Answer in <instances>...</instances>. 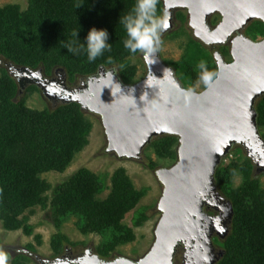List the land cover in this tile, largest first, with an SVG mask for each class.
<instances>
[{
	"label": "trees",
	"instance_id": "trees-1",
	"mask_svg": "<svg viewBox=\"0 0 264 264\" xmlns=\"http://www.w3.org/2000/svg\"><path fill=\"white\" fill-rule=\"evenodd\" d=\"M134 4L135 0H29L26 10L14 4L0 7V56L17 67L41 69L48 77L63 69L72 82L79 76L95 75L101 67L117 68L125 84H134L130 61L139 52L131 54L124 48L127 36L119 23ZM157 14L165 15L162 0H159ZM218 17L212 19V25L218 24ZM177 18L184 24L188 15L178 11ZM93 28L109 32L111 52H105L95 62L88 61L86 51L79 56L69 53L65 45L77 39L74 33L79 32L78 43L83 45ZM246 33L264 37V22L254 20ZM222 52L230 55L226 46ZM202 60L207 62L209 71L215 73L214 79L218 73L214 53L201 41L191 38L186 56L173 64L185 87L188 81L200 80L198 65ZM1 71L0 222L7 230L23 228L31 234L25 212L36 205L48 204L46 192L50 186L41 174L64 171L89 143L93 124L77 102L62 103L44 111L29 109L25 98H19L18 81L6 67L2 66ZM33 88L36 86L29 90ZM255 107L264 138V95ZM178 146L179 137L166 134L155 137L149 147H154L161 155L176 157ZM223 162L224 159L216 171L215 182L221 194L231 201L234 215L227 237L214 240L224 250L217 264H264V187L255 176L256 165L249 156L242 164L233 161L225 165ZM148 166L154 170L157 163L151 160ZM236 170L241 171L243 181L238 188H233ZM106 188L105 178L82 168L60 186L51 201L56 220L74 214L79 216L84 233L112 231L111 241L97 249L103 258L110 257L118 244L135 239L124 219L145 194V190H136L124 168L112 176L110 194L100 199L99 194ZM146 218L143 210L138 223ZM69 242L66 235L55 236V252L61 253ZM28 259L26 254L19 253L11 264H27Z\"/></svg>",
	"mask_w": 264,
	"mask_h": 264
},
{
	"label": "water",
	"instance_id": "water-1",
	"mask_svg": "<svg viewBox=\"0 0 264 264\" xmlns=\"http://www.w3.org/2000/svg\"><path fill=\"white\" fill-rule=\"evenodd\" d=\"M162 1L168 22L164 32L170 30L176 11L186 10L195 35L206 44L230 42L233 60L227 62L217 51V76L205 90H194V95L185 94L189 88L159 52L154 58L145 56L149 73L140 82L125 84L116 69L101 67L82 89L68 92L66 101L102 117L107 151L121 158L142 159L143 150L155 137H179L178 162L157 171L164 191L154 246L138 261L94 256L96 264H176L182 245L187 249L185 264H216L224 250L215 253L214 236L227 237V224L234 215L231 201L220 191L215 193L217 169L234 145H243L257 169L264 168V138L255 107L264 95V38L254 40L242 32L254 20L264 22V0ZM215 14L221 20L212 25ZM10 65L21 92L34 82L51 97L48 85L55 80L46 78L41 69ZM215 195L222 201L224 215L212 216L204 209L214 199L218 201Z\"/></svg>",
	"mask_w": 264,
	"mask_h": 264
},
{
	"label": "rangeland",
	"instance_id": "rangeland-1",
	"mask_svg": "<svg viewBox=\"0 0 264 264\" xmlns=\"http://www.w3.org/2000/svg\"><path fill=\"white\" fill-rule=\"evenodd\" d=\"M8 4L18 5L22 10H26L29 6V0H0V7H4ZM183 12L188 15L186 10H183ZM215 16H219L217 18V22H219L221 20L219 14L213 15L211 21ZM247 27L242 30L244 34L254 40L263 39V37L257 34L248 35L246 33ZM191 38L201 41L190 26L189 15L188 20L184 24L177 17H174L170 30L162 34L163 46L159 51L162 60L171 67H173L174 63L181 61L187 54L188 44ZM232 59V55L226 57L227 61H231ZM130 64L131 71H133L132 79L134 84L147 77L149 66L143 53L133 56ZM2 66L6 67L11 75L15 77L13 72L14 69L11 68L10 63L7 62L4 57L0 56V78L2 76ZM118 71L117 69L116 72L119 75ZM43 75L46 77L44 72ZM55 76L53 74V76L49 78L51 79ZM63 76L61 81L71 88L82 87L83 82L87 81L89 78L79 76L75 85L71 86L69 84V76ZM15 79L17 80L16 77ZM210 83L206 85L201 80H197L196 82L188 81L186 88L201 92L205 90ZM31 86H36V88L30 91L29 88ZM19 98H25L26 106L34 111H44L46 109L55 108L62 103H69L59 97L56 99L49 97L46 92L34 82L28 83L22 88V92L20 91L19 93ZM84 111L86 117L93 124L92 131L89 135V143L75 155L70 165L64 171L51 170L41 174L42 178L45 179L50 186L46 192L48 204L36 205L25 212L24 215L28 216V225L32 230L31 234H28L23 228L18 230H7L3 223L0 222V251L7 253L9 256L8 264H11L19 253H24L29 256L27 264H47L45 261L49 259L54 260L56 252L54 250L53 240L54 237L59 234L68 237L70 242L66 244L70 247H74L75 251H81L83 247V249L92 248L95 253H98V248L111 241L112 231L108 233H84L81 230L80 218L77 215L71 214L63 220L55 219V209L51 201L59 192L60 186L71 179L72 176L82 168H88L93 173L105 178L107 188L99 194L100 199H104L110 194L112 176L121 168L126 170L136 190H145V194L139 204L134 209L130 210L124 219L125 225L132 228L135 239L118 244L112 251L110 257L102 258L115 260L125 257L138 261L148 254L155 244L156 229L162 216L159 203L164 191V186L158 177L157 171L160 168H170L174 166L178 162L179 157L167 154L161 155L154 147H149L150 144L143 150L142 159L121 158L115 152H108L107 148L109 142L102 117L95 112L89 110ZM247 156L248 151L243 145H234L231 151L223 158V163L227 165L236 161L242 164ZM151 160L157 163V168L154 170L148 166ZM255 176L260 179L264 187V168L257 170ZM242 181L243 177L241 171L236 170L233 175L232 187L238 188L242 184ZM216 187L215 193H218L219 189L217 184ZM214 197H216L218 201L220 200L219 195H215ZM143 210L146 212L147 218L141 223H138ZM24 215L22 217H24ZM227 225L230 228V223ZM213 246L215 253L222 250L215 242ZM186 252L187 249L183 245L178 248L175 257L176 264H185Z\"/></svg>",
	"mask_w": 264,
	"mask_h": 264
},
{
	"label": "clouds",
	"instance_id": "clouds-1",
	"mask_svg": "<svg viewBox=\"0 0 264 264\" xmlns=\"http://www.w3.org/2000/svg\"><path fill=\"white\" fill-rule=\"evenodd\" d=\"M159 0H135V4L126 15L120 18L119 23L123 25L127 38L124 40V48L131 54L143 53L148 58H154L163 46L162 34L168 27L167 20L157 14ZM76 40L66 43L68 52L79 56L86 51L88 61L95 62L105 52H111L109 43V32L106 29L93 28L87 35L86 43L79 44V32H75ZM199 79L204 84H209L215 73L209 71L207 62L201 61ZM169 72L171 69L168 70ZM186 95H194L193 89L185 90ZM9 256L0 251V264H8Z\"/></svg>",
	"mask_w": 264,
	"mask_h": 264
},
{
	"label": "flooded vegetation",
	"instance_id": "flooded-vegetation-1",
	"mask_svg": "<svg viewBox=\"0 0 264 264\" xmlns=\"http://www.w3.org/2000/svg\"><path fill=\"white\" fill-rule=\"evenodd\" d=\"M177 11H176L174 17H177ZM203 44L214 53V56H215V53L217 51L221 53V55L224 57L225 60H226L227 56L231 55V43L230 42L225 44V45H214V44H206V43H203ZM225 46L228 47L230 55L229 54L225 55L222 52V48ZM231 61H227V62H231ZM175 72H176V70H175ZM55 75H59V76H55ZM63 75H66V77H68L66 72H63V71L61 72V70H57L54 73L55 77L51 78V79L55 80V82L53 84L48 85L49 89L51 91V97L52 98L56 99L59 97V98H62L63 100H67L70 98V96L68 95L69 91H74L76 89H82L84 87V83L86 81L83 82L82 87H75V88L68 87L66 83L61 81V79L64 77ZM46 78H49V77L46 76ZM59 80H60V82H59ZM76 81H77V79L73 82L70 81V79H69V84L71 86L75 85ZM256 170H258L257 167H256ZM204 207H205L204 208L205 211L208 212L212 216H219L221 214H223V215L225 214V209L222 207V202L220 200L219 201H212L211 203L206 204V206H204ZM220 231L221 232L223 231V225L220 226ZM216 237L220 238L217 235V233H216V236L214 237V239ZM94 256H99L102 260H107V259H103L98 253H95L92 248H84L83 249V247H82L81 251L80 250L75 251L74 247H70L69 245L65 244L61 253H59V254L56 253L54 260L49 259L45 262L47 264H96L95 261L93 260Z\"/></svg>",
	"mask_w": 264,
	"mask_h": 264
},
{
	"label": "bare ground",
	"instance_id": "bare-ground-1",
	"mask_svg": "<svg viewBox=\"0 0 264 264\" xmlns=\"http://www.w3.org/2000/svg\"><path fill=\"white\" fill-rule=\"evenodd\" d=\"M213 201H215V199ZM190 253H191V250H190Z\"/></svg>",
	"mask_w": 264,
	"mask_h": 264
}]
</instances>
